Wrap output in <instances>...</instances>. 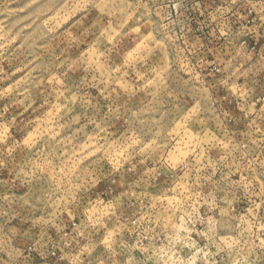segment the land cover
<instances>
[{"label":"rangeland","instance_id":"1","mask_svg":"<svg viewBox=\"0 0 264 264\" xmlns=\"http://www.w3.org/2000/svg\"><path fill=\"white\" fill-rule=\"evenodd\" d=\"M204 2L0 0V140L6 134V123L15 118L16 125L7 128L12 147L19 143L39 157L48 151L45 143L55 145L57 155L66 158L68 171L83 166L88 172L102 165L110 175L92 193L87 216L94 222L109 214L113 197L121 191L120 170L142 162V155H155L166 144L165 159L173 165L189 158L195 164L206 156L214 157L224 142L210 130L203 135L188 126L198 114V104L189 103L183 118L171 126L165 112L179 81L190 86L194 95L209 87L205 81L214 79L211 63L223 62L213 55V49L227 52L229 43L239 40V34L233 38L229 12L225 20V14L217 11L216 20L224 25L209 23L206 11L224 5L229 9L228 0ZM192 5L207 10L199 16L196 9L194 16L186 12ZM189 21L196 25H186ZM238 47L243 52L245 41L239 40ZM173 59L179 72L171 71ZM219 75L209 95L214 93L223 111L239 114L237 89L243 79L225 85ZM230 127L245 130V124ZM27 163L41 171L47 168L49 179L58 182L62 171L55 167L58 160L32 157ZM19 171V165L15 172L0 169V222L27 228L29 215L35 213L36 222L41 216L28 200L30 187L17 178ZM231 179L240 181L242 176L236 172ZM157 184L171 191L161 194L150 188L151 198L166 202L174 211L182 203L181 195L198 200L187 168L174 177L162 175ZM234 208L241 217L251 211L246 199L237 201ZM198 210L203 216V205ZM182 224L181 217L176 227ZM192 239L196 240L195 233ZM103 251L99 247L93 256ZM70 264H75V257Z\"/></svg>","mask_w":264,"mask_h":264},{"label":"clouds","instance_id":"2","mask_svg":"<svg viewBox=\"0 0 264 264\" xmlns=\"http://www.w3.org/2000/svg\"><path fill=\"white\" fill-rule=\"evenodd\" d=\"M228 6L233 38L239 34V40L246 43L243 52L239 40L229 43L227 52L213 49L223 62L211 63L214 79L205 81L209 87L194 95L190 86L179 81L174 96L167 100L170 107L165 108L166 123L171 126L183 118L189 103L198 104V114L188 126L198 134L214 132L224 142L223 150L195 164L191 158L171 164L165 159L166 144L155 155H142V162L120 170L121 191L113 197L109 214L94 222L87 216L92 193L110 173L102 165L88 172L83 166L68 171L66 158L57 155L56 146L49 143L44 144L48 151L39 157L19 143L12 147L7 128L16 125L13 118L0 140V169L15 172L19 165L17 178L30 187L28 200L41 219L36 222L32 213L27 228L0 222V264H70L73 257L75 264H264V0H228ZM170 68L180 71L175 59ZM217 73L225 85L243 79L237 89L239 114L223 111L214 93L209 95L216 87ZM239 124H245L243 132L230 127ZM32 157L58 160L55 167L62 168L58 182L49 179L47 168L31 167L27 161ZM185 168L198 200L181 195L182 203L175 211L164 201L154 202L150 188L161 194L171 191L157 184L159 178L174 177ZM236 172L242 180L231 179ZM240 199H246L251 209L244 217L234 208ZM201 205L203 216L198 210ZM181 217L182 228H177ZM99 247L103 253L93 256Z\"/></svg>","mask_w":264,"mask_h":264},{"label":"crops","instance_id":"3","mask_svg":"<svg viewBox=\"0 0 264 264\" xmlns=\"http://www.w3.org/2000/svg\"><path fill=\"white\" fill-rule=\"evenodd\" d=\"M203 4H205V2H204V0H200ZM197 4V3H196ZM197 7L195 8L193 5H192V9H191V11H186V12H188V13H192L194 16L197 14V11H196V9L199 11L198 13V15L200 16L201 15V13H202V11L203 10H207L206 9V7H200V6H198V5H196ZM211 7V6H210ZM204 11V12H205ZM217 11H219L220 13H223V14H225V17H224V19L226 20L227 19V14L226 13H228L229 12V9H228V7L227 6H221V7H211L208 11H206V12H208L209 13V17H210V24H213V25H224V24H222V23H220V22H218L216 19H218V13H217ZM180 12H184V10L183 11H180ZM190 20V19H189ZM224 23V22H223ZM186 25H196L195 24V22H191V21H189L188 23H186Z\"/></svg>","mask_w":264,"mask_h":264}]
</instances>
